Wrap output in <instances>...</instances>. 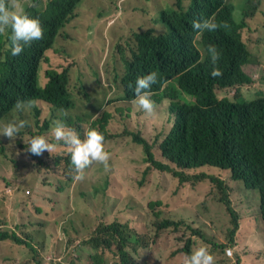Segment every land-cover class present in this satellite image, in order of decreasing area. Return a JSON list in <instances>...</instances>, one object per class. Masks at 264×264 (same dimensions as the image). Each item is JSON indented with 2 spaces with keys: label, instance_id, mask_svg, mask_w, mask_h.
Here are the masks:
<instances>
[{
  "label": "trees",
  "instance_id": "16d2710c",
  "mask_svg": "<svg viewBox=\"0 0 264 264\" xmlns=\"http://www.w3.org/2000/svg\"><path fill=\"white\" fill-rule=\"evenodd\" d=\"M83 1L23 2L25 11L39 18L43 36L31 42L18 56L10 55L5 48L7 33L0 34V123L5 117L9 120L17 99L31 101L33 112V121L21 112L28 125L18 136L9 138L0 135V157L5 155L6 147L12 149L5 155L9 157L23 152L31 137L45 136L54 145L51 153L45 150V157L32 153L33 161L27 162L26 167L36 168L43 163L37 169L46 168L54 172L69 167L74 176H69L67 181L58 185L56 196L61 201L69 200L64 196L68 188L81 185L84 181L83 178H74L70 155L59 156L64 144L51 135V128L57 121L53 117L55 111L62 115L69 110L75 118L71 111L77 106L75 95H84V100L90 97L86 84L80 79L72 81L79 54L81 56L86 51L89 39H76L73 32L66 29L67 24L77 16ZM164 1L152 4L154 11L143 9L150 14L153 26L147 29L128 27L122 32L110 30L114 42L109 44V63L112 64L111 68H107L109 83L96 97L90 127L105 132L107 115L104 110L108 112V102L115 103L122 118L135 111L153 119L154 115L157 116L158 107L165 106L162 111L166 119L173 122L161 141L158 136L146 138L142 129L130 132L133 142L140 145L145 154L142 156L145 164L142 179L165 171L176 177L179 185L189 184L196 188L210 182L213 187L205 193H198L194 200L185 198L186 203L194 205L190 207L195 215L187 214L185 220L176 221L170 219L168 213L158 222V231L145 224L137 226L132 221L116 220L106 224L101 220L93 226L89 235L80 240L68 233L70 229L66 226L62 236L47 245V236L37 238L30 234L32 230L26 223L21 224L19 233L12 228H3L0 222V249L6 241L18 249L9 257L11 262L82 264L81 258L86 254L92 264H107L106 253L111 251L119 256L114 264H184L185 257L197 247L205 246L211 253L215 251L211 244L215 239L204 227L217 230L229 218L230 225L224 234L227 243H214L225 255L228 246H240L242 243L239 230L244 221V211L240 212L232 204L229 193L236 189L232 179L244 183L239 190H258L260 206L252 209L249 218L264 233V81L257 86L256 78L257 73L264 75V24L258 27L253 24L263 0H252L250 5H247V0L239 3L230 0ZM118 18L111 26L119 22ZM202 18H214L218 27L211 32L195 31L192 22ZM120 27L126 28L127 24L122 23ZM210 44L215 45L220 54L215 65L222 71L218 77L210 74L214 67L207 51ZM246 67L253 68V72L248 73ZM152 71L157 73V82L150 89L154 111L146 113L133 103V88L138 76ZM95 72L100 76L98 69ZM262 79L264 76L259 80ZM226 89H232L233 98L218 97V91ZM38 100L47 102L53 109L49 117L41 118L42 108ZM70 121L76 126L82 120ZM34 122L38 127L36 130L33 129ZM74 128L79 133L80 128ZM55 152L56 155L51 156ZM21 162L15 160L12 171H19ZM7 167V161H0V169ZM208 167L227 169L230 175L223 178L210 174L206 171ZM3 179L9 183L6 177ZM17 179L25 181L27 178L21 173ZM90 186L92 188H86L79 194L84 199H94L99 191L105 190L99 181H92ZM201 204L204 206H199ZM202 209L208 212V222L196 225V220L191 218L204 216ZM79 215L73 213L67 221L68 225L73 224L76 231L78 228L74 225L73 216ZM80 216L86 224L87 218ZM147 245L151 254L150 260L145 263L137 255ZM260 251L264 254V247ZM243 255H238L237 264H243ZM245 264H264V261H246Z\"/></svg>",
  "mask_w": 264,
  "mask_h": 264
},
{
  "label": "rangeland",
  "instance_id": "374dc122",
  "mask_svg": "<svg viewBox=\"0 0 264 264\" xmlns=\"http://www.w3.org/2000/svg\"><path fill=\"white\" fill-rule=\"evenodd\" d=\"M25 1L28 0H20L22 4ZM230 1L239 3L241 0ZM251 1L247 0V5H250ZM163 2L165 1H83L77 10V16L67 24L66 29L71 30L76 39H81L82 37L89 39V46L86 51L81 56L78 53L79 59L73 69L72 81L80 79L82 83L86 84L90 91V97H86V100H84V95H75L77 106L71 111L76 116V119L71 115L69 117L70 120L77 121V118L82 117L86 120L84 126H90L94 119L92 114L95 108L94 102H96V97H99L98 95H100L102 90L107 88L109 83L107 68L112 67V64L109 63L111 56L109 44L114 42V36L110 30L116 29L122 32L126 31L128 27L147 29L153 26L150 14L144 12L143 9L154 11L152 4H161ZM122 13H124L123 16L119 17ZM117 18L119 22L111 26ZM122 23L127 24V27L121 28L120 24ZM253 24L255 27L264 24V0L262 6L259 7L256 19L253 20ZM96 69L99 70L100 76L96 74ZM245 70L248 73L253 72L251 67H246ZM262 76L264 75L256 74L257 86L264 81V79L259 80ZM106 90L108 92V89ZM262 90L264 91V85H262ZM218 93L219 98L221 96L233 98L234 96L232 89L219 90ZM38 104L42 108V119L49 117L53 113V109H50L47 102L38 100ZM107 107L108 112L104 110V114L107 115V123L104 129L108 135V148L112 156V163L109 164L107 170L105 168L94 171L88 169L83 175V184H75L77 186L68 188L64 195L66 199H69L68 201H61L56 196V192H58V185L61 182L67 181L69 176H73L69 167L59 169L57 172L46 168L37 169V166L43 163L38 164L36 168L32 166L26 167L27 162L33 161L32 153L26 148L23 152H17L16 155L8 157L5 155H8L12 149L9 150L6 147L5 155L0 157V161H7L8 165L5 170L0 169V222L3 223V228H12L19 232L22 227L21 224L26 223L32 230L30 234H34L37 238L46 235L47 245H50L62 236L66 226L70 229L68 233H72L74 237L80 240L89 235L93 226L101 220L106 224L116 220L122 222L132 221L137 226L145 224L147 227L158 231V222L164 219L170 211L174 210L175 206H181V208L175 209L178 215L181 213L195 215L194 210L190 207L194 205L186 203L185 198L190 197L194 200L198 193L209 191L214 184L205 182L196 188H192L189 184L177 187V178H173L172 174L160 171L142 179V171L145 165L143 157L145 154L142 147L134 143L131 135H129L130 132H137V129H142L146 138L150 139L158 136L161 141L173 122L166 119L162 111L165 106L158 107L157 116L154 115L153 119L145 118L135 111H130L127 117L122 118L115 103L108 102ZM54 113L57 114L58 112L55 111ZM20 114L15 112L9 114V120L14 116L22 119ZM22 114L30 121H33L32 108L27 107ZM62 116L65 118L64 113ZM69 119H65L63 124L68 128H74L75 124H71ZM7 121V117H5L0 125ZM37 128L34 122L33 129L36 130ZM125 145L128 146L127 149L124 148ZM65 148L66 146L64 145ZM56 153L51 156L56 155ZM41 155L45 157L46 153L43 152ZM59 156H66V151H63ZM15 160L22 161L19 171H12L15 167ZM206 171L223 178L230 175V171L227 169L208 167ZM21 173L24 178H27L25 181L17 179ZM4 177L8 179L9 183L3 179ZM92 181H99L105 186V190L99 191L98 197L94 199H84L79 194L86 188H92L90 186ZM241 184H243L242 181L232 179V185L236 186L235 193L232 194V191L230 193L232 204L240 212L244 211V221H242L239 230V239L242 243L240 246L237 245L236 249L233 248L232 256H228L227 253L224 255L214 245V243H227L224 234L230 225L229 218L217 230L209 226L204 227L210 236L215 239L211 243L215 248V251L212 252V254L216 255L215 264H237L238 255L241 253H244L243 264L246 261L249 263L254 260L258 263L264 261V254L260 251L264 247V233L259 228H256L255 221L249 218V213L252 209L260 206V195L256 189L239 190V185ZM210 185L211 187H209ZM56 200L60 201L56 202ZM153 200H160L162 204L152 206L150 202ZM199 206L204 205L201 204ZM202 211L205 214L204 216L191 218L196 220V225L208 222V212L205 209H202ZM73 213H79L87 218L86 224H84L80 215L73 216L75 217L74 225L78 228L77 231L72 226L73 224H67ZM63 221L64 223H62ZM251 223L254 224V228ZM171 230L173 229L171 228ZM68 233L66 232V237L69 238ZM199 243L200 241L197 244ZM17 250L8 241L2 243L0 264H15V262H11L9 257L13 256ZM150 254L151 248L147 245L145 249H140L137 256L140 261L147 263L150 260ZM106 256L107 264H114L119 260L116 252L107 251ZM80 262L82 264H92L91 258L87 257L86 254L82 256Z\"/></svg>",
  "mask_w": 264,
  "mask_h": 264
},
{
  "label": "clouds",
  "instance_id": "9594fccd",
  "mask_svg": "<svg viewBox=\"0 0 264 264\" xmlns=\"http://www.w3.org/2000/svg\"><path fill=\"white\" fill-rule=\"evenodd\" d=\"M217 27L218 25L214 18H202L192 22V28L199 33L205 31L211 32ZM3 33H7L5 48L10 55L18 56L26 46L31 44V42L41 39L43 36V29L39 18L30 16L25 11L20 0H0V34ZM207 51L214 65L210 73L211 76L218 77L222 75L221 69L215 66L220 55L216 46L211 44L208 45ZM156 82L157 73L155 71L138 76L135 81L133 88V103L138 105L139 108L146 113H152L154 111V102L150 99V89ZM31 103V101L17 99L13 106L14 112L21 113L25 111L27 107L31 106ZM68 111L69 110L64 111L65 118L71 116L70 113L67 114ZM65 118L59 112L54 116V119L57 121L54 122V127L51 128V135L56 141L62 142L66 146L67 149L65 148L63 151H66V154L70 155V162L75 171L74 178L77 180L82 179L84 173L88 169L94 171L105 168L107 170L111 153L108 148V135L106 132H100L90 126H84L86 120L79 117L77 120L81 119L82 121L79 124L75 122L76 126L80 128L79 133H77L75 128H68L62 123ZM27 125L28 121L18 119L14 116L12 119L0 125V135L15 138ZM129 135L131 134L129 133ZM53 147L54 145L42 135L33 136L27 142V150L35 155H40L45 150L51 153ZM173 178L176 177L173 176ZM176 185L179 187V181ZM243 185L244 183L239 185V188ZM234 193L235 189L232 190V194ZM161 204L162 202L160 200H153L150 202L152 206H159ZM178 208H181V206H175L174 210L170 211L169 218L176 221L185 220L187 214L181 213L178 215L175 212V209ZM236 247L237 245L234 247H227V255L232 256L233 248L236 249ZM228 249L232 250L231 254L228 253ZM184 264H215V257L207 247L200 246L192 250L191 253L185 257Z\"/></svg>",
  "mask_w": 264,
  "mask_h": 264
},
{
  "label": "built area",
  "instance_id": "2783aa9c",
  "mask_svg": "<svg viewBox=\"0 0 264 264\" xmlns=\"http://www.w3.org/2000/svg\"><path fill=\"white\" fill-rule=\"evenodd\" d=\"M228 253L231 254L232 253V250L231 249H228Z\"/></svg>",
  "mask_w": 264,
  "mask_h": 264
}]
</instances>
